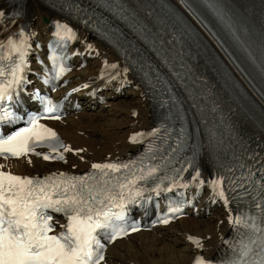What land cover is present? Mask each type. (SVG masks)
Here are the masks:
<instances>
[{"label": "bare ground", "instance_id": "6f19581e", "mask_svg": "<svg viewBox=\"0 0 264 264\" xmlns=\"http://www.w3.org/2000/svg\"><path fill=\"white\" fill-rule=\"evenodd\" d=\"M171 1L187 14L248 95L246 100L234 97L228 85L219 80L221 94H214L213 97L221 105L237 107L238 117L246 124L252 125L254 130L262 131L260 135L264 138V102L256 96L202 26L188 15L178 0ZM221 1H227L230 10H238L239 17L232 19L235 24L244 28L245 25L251 26L252 15L248 14H252V11L244 0ZM9 4L10 0H0V11L5 13L0 20L13 11L14 8ZM19 5L27 17L30 37L40 44L47 42L52 33L47 22L61 19L60 10L46 4L45 0H19ZM15 28L16 24L11 28H0V38ZM245 30L246 35L243 33L241 36L242 42L250 49L256 47L257 41H264V35L259 33L260 31L253 30L251 33V29ZM76 32L73 48L79 56L74 57L75 69L68 75L64 90L74 91L84 109L80 113L51 123L60 133L65 147L71 151L63 149L58 152L64 159L52 163L29 156L15 161L0 159V171L29 178L85 172L92 168L93 164L120 161L134 156L138 149V145L133 141L134 137H145L154 132L157 124L155 107L144 86L127 73L122 59L102 41L85 30L76 29ZM230 47L233 48L232 45ZM206 54L202 52V56ZM236 57L246 68L248 76L254 79L256 87L264 94V56H241L236 53ZM82 61H86L83 67ZM200 63L208 70L206 63ZM112 65L116 67L113 68ZM197 73L199 68L193 65L187 74L191 87L185 86L184 93L195 116L200 118L204 110L195 103L193 90L203 89L205 86L195 82ZM206 88L209 89L210 85L207 84ZM91 92H94L93 98L86 97ZM98 96H102V103ZM204 137L207 145L197 166L202 173L199 179L200 183L203 181L201 185L205 192L201 198L196 199L198 207H202L203 211L200 209L196 215L180 219L167 227H158L151 232H139L114 242L108 248L103 264H195L198 257L205 261V264H226L224 257H231L233 246L243 239L240 235L241 229L238 232L236 227L229 223V216H235L237 213L249 216L260 214L243 210L236 213L213 192L206 162L217 164L218 155L212 150L206 133ZM206 210L209 211L208 216L204 214ZM189 237L198 241V244L189 240Z\"/></svg>", "mask_w": 264, "mask_h": 264}, {"label": "snow or ice", "instance_id": "6c2138e0", "mask_svg": "<svg viewBox=\"0 0 264 264\" xmlns=\"http://www.w3.org/2000/svg\"><path fill=\"white\" fill-rule=\"evenodd\" d=\"M193 3L198 4L199 0H193ZM204 3L218 18L224 20L227 13L221 0H204ZM188 7L191 9L193 5ZM4 16L5 13L0 11V17ZM56 29L54 35L59 40L75 39V33L67 25L57 23ZM19 36V42L9 37L7 46L0 44V49L7 48V53L0 56V62L10 59L12 53L19 57V62L14 61L7 73L0 66V78L10 77L0 81V104L13 100L14 89L26 82L22 73L26 67L27 37L22 30ZM63 72L64 68L61 67L57 78ZM41 103H44L42 98ZM55 110L52 102L47 101L45 111L51 113ZM12 115L6 112L0 116V120ZM44 142H48V146L55 150L57 135L38 123L37 118H32L27 127L10 134H0V155L25 156ZM64 151L71 149L65 147ZM43 158L48 160L51 157L44 155ZM57 158L64 159L63 155ZM121 168L127 169L128 165L93 164L92 169L97 170L99 175L65 177L61 173L59 178L53 174L43 179L0 171V264H103L105 254L100 237L104 236L112 242L128 235L124 205L142 196L146 190L139 188L137 181H148L158 171V166H154L131 177L112 175L120 172ZM199 175L197 172L192 179L197 180ZM211 183L215 190L219 181ZM180 186L188 187L187 184ZM171 190L161 189L159 184L152 189L154 192ZM216 194L227 203L223 191ZM255 207L261 209L259 216L241 213L229 216V223L238 232L240 229L244 231L240 232L243 239L233 246V255L226 264H264V207L260 201L255 203ZM114 208L121 210L114 212ZM51 213L62 214L66 219L58 234H51L54 232ZM162 222L166 224L168 220ZM131 230L138 231L135 227ZM189 240L198 244L192 237ZM195 264H205V261L198 257Z\"/></svg>", "mask_w": 264, "mask_h": 264}, {"label": "rangeland", "instance_id": "374dc122", "mask_svg": "<svg viewBox=\"0 0 264 264\" xmlns=\"http://www.w3.org/2000/svg\"><path fill=\"white\" fill-rule=\"evenodd\" d=\"M105 108H107V107H105Z\"/></svg>", "mask_w": 264, "mask_h": 264}]
</instances>
